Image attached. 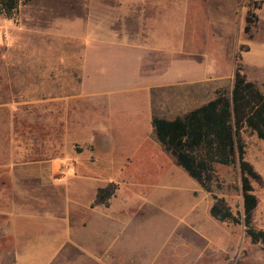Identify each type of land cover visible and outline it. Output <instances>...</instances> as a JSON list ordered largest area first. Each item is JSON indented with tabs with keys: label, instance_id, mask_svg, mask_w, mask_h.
Returning <instances> with one entry per match:
<instances>
[{
	"label": "crops",
	"instance_id": "crops-1",
	"mask_svg": "<svg viewBox=\"0 0 264 264\" xmlns=\"http://www.w3.org/2000/svg\"><path fill=\"white\" fill-rule=\"evenodd\" d=\"M130 1L104 0L106 15L101 16L96 14L101 0L91 2L89 33L74 35L82 51L80 93L72 98L88 107L48 166L59 162L60 169L71 171L57 185L64 193L70 181L89 183L82 188L75 184L74 194H65L76 221L69 220L68 208L67 227L65 217H51L57 230L50 238L37 237L42 231L35 232V223L14 207L11 232H23L24 240L9 244L13 257L1 259L2 264H165L171 258L196 264L209 257L210 247L219 246L208 230L209 203L203 206L194 197V179L159 142L152 120L181 119L212 100L216 90L232 89L245 18L235 13L236 0ZM120 10L129 17L119 15ZM258 11L264 21V6ZM163 22L174 37L164 47L153 38ZM227 55L233 58L231 65L225 64ZM72 143L81 150H73ZM109 185L114 194L95 204L98 190ZM88 186L92 192L85 200ZM129 211L134 218L126 220ZM162 216L179 219L182 226L179 238L165 247V261L163 251L156 250V234L140 246L127 235L130 221ZM63 229L74 235L72 242L54 235ZM150 229L159 232V227Z\"/></svg>",
	"mask_w": 264,
	"mask_h": 264
},
{
	"label": "rangeland",
	"instance_id": "rangeland-1",
	"mask_svg": "<svg viewBox=\"0 0 264 264\" xmlns=\"http://www.w3.org/2000/svg\"><path fill=\"white\" fill-rule=\"evenodd\" d=\"M93 1L24 0L17 2L9 16L0 1V260L13 257L14 251L9 246L11 242L24 240L23 232L16 235L11 232L10 214L14 207L21 211L22 218H30L28 223H35L31 226L35 232L42 231L41 234L35 233L37 237L50 238L57 230L54 227L56 224L50 221L51 217H65L62 221L68 226L67 209L71 208L72 202L66 201L65 194H74L72 190L76 189V185L82 188L89 184L84 182L86 185L82 186V182L76 180L75 185L70 181L64 193L63 188L57 185L62 178L71 177V171L60 169L59 162H55L52 168L48 165L59 156L57 148L66 145L65 138L71 128L79 125L87 112L86 104L74 102L72 98L80 93L78 83L82 51V43L76 41L74 35L89 33ZM104 3V0L99 3L101 10L96 13L98 16L106 15L103 12ZM256 4L262 7L264 0H236L234 11L237 15L245 18L251 12L257 20L249 34L240 33L241 41L235 55L248 53L241 61L243 72L247 80L264 95V21L258 19L260 12L255 8ZM119 8H123V5ZM121 11H118L119 15L122 13L123 17H129L128 12ZM207 13L210 16L211 10ZM261 13L264 18V11ZM163 25L165 27H159L153 38L157 45L164 47L172 43L174 37H170L167 23L163 22ZM225 61L226 65H231L233 58L227 55ZM220 90L228 96L231 92ZM242 140L246 160L260 176L258 182H252L257 198L252 226L264 232V140L248 130L242 131ZM70 145L77 152L82 148L77 143ZM213 176L211 194L194 180V197L200 203L208 202L210 207L211 195H215L223 199L233 213L241 212L237 166L215 164ZM84 190V199L88 200L92 190L89 186ZM143 204L132 203L136 207ZM69 211V220L74 224L76 218L73 210ZM133 214V211H129L124 218L133 219ZM169 220L162 216L143 218L141 222L130 221L127 235L140 246L149 243L156 234V250L163 251L161 257L164 260L165 247L169 248L167 244H173L179 238L182 229L179 219ZM151 227H159V232L151 234ZM208 230L212 241H217L219 246L210 247L209 257L196 264H264V243H252L242 225L221 223L210 218ZM54 235L61 238L63 235L68 243L74 238L65 229ZM66 250L61 251L60 259ZM177 260L171 258L165 264H178Z\"/></svg>",
	"mask_w": 264,
	"mask_h": 264
},
{
	"label": "trees",
	"instance_id": "trees-1",
	"mask_svg": "<svg viewBox=\"0 0 264 264\" xmlns=\"http://www.w3.org/2000/svg\"><path fill=\"white\" fill-rule=\"evenodd\" d=\"M6 15L24 0H0ZM256 9L261 5L256 4ZM257 20L254 13L245 17L244 33L249 34ZM242 57L235 55L233 85L229 96L216 90L215 97L194 109L183 118L173 121L153 118L152 126L159 142L175 157L178 166L194 179L207 193L214 180L213 165L237 166L239 170L242 210L233 213L223 199L211 195L209 215L218 222L242 225L252 243H264V232L252 226L257 198L252 182L260 180L259 174L246 160L242 131L248 130L264 140V95L247 80L241 65ZM114 185L99 189L95 204L105 203L114 194Z\"/></svg>",
	"mask_w": 264,
	"mask_h": 264
},
{
	"label": "built area",
	"instance_id": "built-area-1",
	"mask_svg": "<svg viewBox=\"0 0 264 264\" xmlns=\"http://www.w3.org/2000/svg\"><path fill=\"white\" fill-rule=\"evenodd\" d=\"M259 1V0H258Z\"/></svg>",
	"mask_w": 264,
	"mask_h": 264
}]
</instances>
